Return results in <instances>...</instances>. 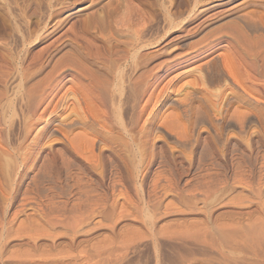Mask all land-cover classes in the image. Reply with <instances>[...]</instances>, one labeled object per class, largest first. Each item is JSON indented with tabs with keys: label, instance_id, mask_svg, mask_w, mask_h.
I'll use <instances>...</instances> for the list:
<instances>
[{
	"label": "rangeland",
	"instance_id": "1",
	"mask_svg": "<svg viewBox=\"0 0 264 264\" xmlns=\"http://www.w3.org/2000/svg\"><path fill=\"white\" fill-rule=\"evenodd\" d=\"M116 1L110 14L109 0H0V87L19 98V72L36 57L49 64V55L64 54L74 42L89 50L110 46L107 31L83 29L88 11L76 10L89 4L117 30L139 32L142 54H154L150 66L161 59L166 42L168 47L182 35L192 41L213 25L239 20L234 14L209 26L200 16L163 35L165 11L177 10L183 20L193 0ZM237 89L244 105L254 106L240 107L239 117L234 107L182 112L172 99L178 93L170 94L167 101L182 112L185 133L143 119L139 164L118 141L94 139L91 121L84 122L90 132L86 149H76L56 123L68 113L75 125L83 124L72 113L79 108L71 100L59 107L62 113L51 116L40 142L29 145L26 163L0 153V264H264V99ZM15 102L17 115L22 107ZM20 113L4 125L7 146L21 138ZM43 161L47 169L38 173ZM129 161L142 169L135 172Z\"/></svg>",
	"mask_w": 264,
	"mask_h": 264
},
{
	"label": "bare ground",
	"instance_id": "2",
	"mask_svg": "<svg viewBox=\"0 0 264 264\" xmlns=\"http://www.w3.org/2000/svg\"><path fill=\"white\" fill-rule=\"evenodd\" d=\"M234 1L211 0L208 5L200 9L197 6L201 5V0H193L188 16L183 20L178 19L177 10L172 11L166 8L163 15L166 30L163 35L174 32L182 23L195 21L200 16L208 20L206 23L209 22L210 25L217 18L229 15L234 17V14L239 20H235L234 17V20L229 19L227 22L213 25L210 27L211 30L209 28L208 32L205 34L203 32V35L192 41L184 42L182 35L168 47L166 42L165 47L161 49V59L151 66L150 59L154 54L152 57L147 53L142 54V40L139 32L129 29L130 27L117 30L108 23L110 20H107L104 14L99 11H89L93 8L92 4L78 8L76 10L78 12L87 13L88 11L87 18L83 22V29H95L99 34L102 30L107 31L110 39L113 40L112 44L110 43L106 49H103V46L94 45V49L89 50L80 43L74 42L72 48L64 54L55 58L49 55L48 58H51L49 64L48 61L34 57L33 62L31 61L32 65L20 67L22 86L18 87L19 91L17 89L19 98L9 96L4 85L3 88L0 87V145H8L4 135L7 133L4 125L8 122L12 124V117H17L19 112H21V116H18L21 138L14 146L6 148L0 146V153H9L14 158L10 161H15L16 164L26 163L27 154L32 150L29 145L40 142L39 139L48 126H51L50 119L57 113L59 107L65 108L70 100L71 107H78L79 110L75 112L70 108L68 112L72 110V113H77L79 123L83 124L75 125L72 116L64 111L66 114L60 117V122L56 125L72 144L76 143L75 148L86 149L85 142L88 141L89 131L84 127V122L87 124L91 121L95 132L94 139L103 137L102 139L106 141H118L125 149L127 148V154L131 151L137 162V158H142V139L147 131L142 125L143 119H149L151 122L159 121L166 129L183 134L185 122L182 112L184 111L190 110L194 113L200 107H234L232 114L239 117L240 107L254 106L250 102L251 105H244L241 98L243 94H240L242 91L236 90L237 86L250 96L259 94L264 99V0H242L239 3H233ZM117 3L116 0H109L107 11L110 14L117 11ZM227 5L228 7L223 10L222 7ZM208 25L207 27L210 26ZM249 30L259 31V34L256 33L257 36L252 34L254 36L252 37ZM189 31L190 29L186 30V32ZM6 74V71L2 73L3 77H6ZM64 79L69 83L65 86L66 90L63 88ZM62 89L65 92L61 93ZM174 91L178 94L172 99L174 98V101L183 108H179L182 112L177 111L178 108L167 101ZM230 95L236 100L230 101L232 98ZM15 99L22 107L17 115L16 112L14 114ZM159 107L165 108L161 111ZM43 122L44 124L40 125ZM63 124L66 127H63ZM75 129H82V132H75ZM119 148L122 147L119 145ZM125 159L123 162L126 161ZM44 161L42 165L39 164L38 173L46 171ZM131 161H129L130 164H134L135 172H137L139 166L136 161L132 163ZM130 167L127 170L130 171Z\"/></svg>",
	"mask_w": 264,
	"mask_h": 264
}]
</instances>
